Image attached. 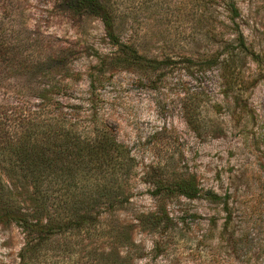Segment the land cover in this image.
I'll return each mask as SVG.
<instances>
[{
	"label": "rangeland",
	"instance_id": "1",
	"mask_svg": "<svg viewBox=\"0 0 264 264\" xmlns=\"http://www.w3.org/2000/svg\"><path fill=\"white\" fill-rule=\"evenodd\" d=\"M117 2L123 35L167 63L112 67L107 56L115 47L99 18L70 19L57 0H0V127L12 130L39 103L33 95L44 84L52 92L64 84V102L85 106L80 98L90 95L135 159L126 219L153 209V184L168 175H191L200 188L197 198L167 201L178 217L172 236L135 230L144 246L138 264H264V0H236L246 51L230 41L236 32L224 26L221 6ZM62 48L69 67L62 80L43 63L29 78L17 70L24 57L41 62ZM207 190L227 197L231 222L223 234L228 212L206 199ZM212 218L217 228L210 230ZM22 242L16 225L0 224V264H17Z\"/></svg>",
	"mask_w": 264,
	"mask_h": 264
},
{
	"label": "trees",
	"instance_id": "2",
	"mask_svg": "<svg viewBox=\"0 0 264 264\" xmlns=\"http://www.w3.org/2000/svg\"><path fill=\"white\" fill-rule=\"evenodd\" d=\"M57 3L70 19L95 16L101 20L105 37L115 47L107 56L112 67L157 69L167 63V56L144 55L131 35H123L126 21L117 0ZM201 3L223 7L228 20L224 26L236 32L230 41L246 51L236 0ZM67 56L62 48L53 59L49 56L40 62L24 57L16 67L29 78L35 66L43 63L62 80L69 71ZM63 87L60 84L58 92H52L44 84L33 95L39 103L14 119L12 130L0 127V224L13 223L22 234L17 264H138L144 246L134 239L135 230L160 238L172 236L178 217L170 215L167 201L180 196L197 198L200 188L191 175H168L153 184V209L137 211L126 219L123 214L131 208L135 159L117 139L115 129L98 117L92 97L80 98L85 106L64 102ZM205 197L228 212L219 231L223 234L231 222L227 197L212 190ZM209 225L210 230L217 228V220L212 218Z\"/></svg>",
	"mask_w": 264,
	"mask_h": 264
}]
</instances>
